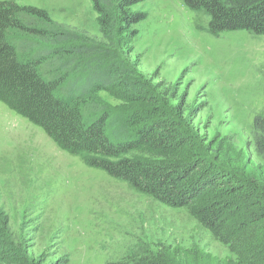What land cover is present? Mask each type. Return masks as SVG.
Instances as JSON below:
<instances>
[{
    "label": "rangeland",
    "instance_id": "374dc122",
    "mask_svg": "<svg viewBox=\"0 0 264 264\" xmlns=\"http://www.w3.org/2000/svg\"><path fill=\"white\" fill-rule=\"evenodd\" d=\"M12 1L44 8L53 19L101 37L90 0ZM130 10L146 18L132 27L135 36H127L124 59L134 89L156 103L158 121L186 124L209 155L258 177L264 163L251 129L253 117L264 112V35H213L204 10L181 0H145ZM100 95L111 106L122 103ZM0 212L29 264H127V254L137 255L141 246L154 253L169 247L178 264L233 259L188 209L169 207L88 166L83 155L61 149L1 101ZM14 254L0 256V264H23Z\"/></svg>",
    "mask_w": 264,
    "mask_h": 264
},
{
    "label": "trees",
    "instance_id": "16d2710c",
    "mask_svg": "<svg viewBox=\"0 0 264 264\" xmlns=\"http://www.w3.org/2000/svg\"><path fill=\"white\" fill-rule=\"evenodd\" d=\"M143 1L90 0L97 38L44 8L0 0V101L61 149L83 155L88 166L169 207L188 209L232 253L228 264H264V170L258 177L238 173L209 155L186 124L159 122L156 103L134 89L123 44L146 18L130 10ZM181 1L204 10L213 35H264V0ZM101 93L122 103L111 106ZM251 135L264 163V112L253 117ZM15 242L0 212V256L16 253L15 261L29 264ZM136 253L127 254V264H178L169 247L154 253L141 246Z\"/></svg>",
    "mask_w": 264,
    "mask_h": 264
}]
</instances>
